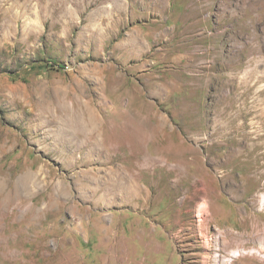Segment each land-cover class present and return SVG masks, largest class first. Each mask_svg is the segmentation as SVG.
Instances as JSON below:
<instances>
[{
  "label": "rangeland",
  "instance_id": "obj_1",
  "mask_svg": "<svg viewBox=\"0 0 264 264\" xmlns=\"http://www.w3.org/2000/svg\"><path fill=\"white\" fill-rule=\"evenodd\" d=\"M0 264H264V0H0Z\"/></svg>",
  "mask_w": 264,
  "mask_h": 264
}]
</instances>
